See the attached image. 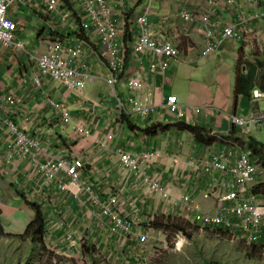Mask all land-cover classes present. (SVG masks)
I'll list each match as a JSON object with an SVG mask.
<instances>
[{
	"label": "crops",
	"instance_id": "obj_1",
	"mask_svg": "<svg viewBox=\"0 0 264 264\" xmlns=\"http://www.w3.org/2000/svg\"><path fill=\"white\" fill-rule=\"evenodd\" d=\"M144 1L131 16L132 22L143 8ZM182 1L154 0L152 21L157 27L161 26L175 36L183 54L181 53V58L172 62L165 72L161 69L151 71L145 66L147 73L145 72L144 92L175 93L181 105L199 106L203 108V112L188 119H179L165 110L158 111L154 117L148 119L128 118L130 121L123 122L124 129L121 134L115 93L105 81L108 69L103 52L95 37L83 34L84 37L80 39L75 35L79 33V27L74 26V22L76 23L79 17L69 16L66 23L58 24L59 17L55 16V19H52L45 14L38 1L28 7H14L12 15L19 22L21 37L28 33L35 35L34 46L25 45L29 54L40 55L55 38L69 46L83 40L85 42L83 61L91 66L98 79L89 86L84 95L72 96L57 82L42 77L44 95L41 91L32 90L31 78L37 70L29 62L28 56L11 49L0 50V84L7 85L11 91H16L26 106V113L33 115L32 126H29L31 132L50 142L52 155L60 154L68 148L75 156L85 157L80 193L74 196L67 191H51L47 204L41 202V194L38 192L39 180L24 189L21 187L31 176L25 162L17 163L12 168L10 176L12 179L0 172V227L4 234L2 239H5L0 264H24L25 260L29 261L27 264H42L40 245L23 238L34 218V211L24 204L21 196L29 203L41 206L45 214L44 243L47 250L55 256L51 262L58 258L90 262L92 257H95L92 251L86 252L81 249L82 247L69 252L63 242L67 231H72L78 238H85L87 246H92L96 242L99 245H112L109 250L120 255L122 253L126 261L137 260L144 255L143 252L136 253L137 246H140L137 239L123 245L119 236L110 233L108 225H105L104 219L98 215L97 208L90 202V194L84 190L88 185L105 196L119 194L123 201L122 210L125 217L132 216L134 211L137 212L139 219L135 222L134 229L137 235L147 236L148 230L157 231L150 226L156 217L190 221L180 203V199L185 195L191 196L197 205L196 212L217 214L218 196L210 200L204 199L213 183L199 170L190 167L188 160L193 156H205L214 152L213 148H218L221 144L214 143V146L199 144L191 131L181 129L177 123L184 121L213 132L229 133V137L236 138L242 134L231 127L230 116L247 117L256 110L264 111V107L262 109L259 105L262 101L254 103L251 96H239L235 104L239 60L247 57L252 62L256 58H264V21L256 22L252 19L257 7L250 5L247 0H239V8L236 10L228 7L217 9L213 19L226 24L237 22L235 12L244 14L247 20L244 39L223 41L217 30L214 37L217 41L218 37L220 39L219 48L202 57L200 52L207 42L203 24L199 23L192 27V31L189 29L186 32L185 24L176 21L181 19L179 13L184 7L192 8L199 14L210 6L205 2L200 6L201 0ZM137 4L131 9L138 6ZM112 5L118 8L113 1ZM131 9L127 7L126 12ZM26 11L29 13H25ZM181 39H184V45H181ZM125 41L127 44L124 42L123 52L130 72L116 86L117 94L122 97L130 95L127 79L134 75V70L140 65L132 53L130 41ZM49 99L57 101L61 110L69 111L70 118L63 120L59 110L50 106ZM243 104H246V113L243 111ZM22 116L23 113H16L13 119L21 122ZM78 126L90 129L92 135L88 138L79 136L76 133ZM152 126L157 128L150 130ZM232 130L235 131L234 135H231ZM110 135H113L111 141L108 140ZM3 143V136L0 135V145ZM117 148L134 153L157 151L159 156L150 162L148 174L165 186L169 198L166 200L156 193H151L149 186L142 179L122 170L115 152ZM216 176L220 181L223 180L220 174ZM18 178L20 186L13 185L12 181ZM191 215L192 213L188 214L192 219ZM181 233L183 232H179L178 235ZM36 250L37 257L34 256Z\"/></svg>",
	"mask_w": 264,
	"mask_h": 264
},
{
	"label": "built area",
	"instance_id": "obj_2",
	"mask_svg": "<svg viewBox=\"0 0 264 264\" xmlns=\"http://www.w3.org/2000/svg\"><path fill=\"white\" fill-rule=\"evenodd\" d=\"M36 1L49 17L52 19H55V16L59 17L58 24L66 23L69 16L76 17L70 9L80 5V11H76L79 18L76 23L74 22V26L79 27V33L83 32L85 36L95 37L103 52L108 69L105 81L115 93L120 134L124 129L125 118L148 119L154 117L158 111L165 110L179 119H188L203 112V108L199 106L181 105L175 93L144 92L147 73L145 66L151 71L161 69L165 72L172 62L178 61L182 56L175 36L168 33L165 28L157 27L152 21L154 0L144 1L143 8L135 15L130 28L123 21V13H126L127 7L131 9L143 0H0V50L11 49L28 56L29 62L37 70L31 78L32 90L41 91L45 95L42 90V77H47L63 86L70 95L82 96L98 79L91 66L83 61L85 46L83 40L69 46L59 38H55L48 43L46 50L40 55L27 52L20 35L19 22L13 17L12 11L14 7H28ZM112 1L118 5V8L112 5ZM207 1L213 9L208 8L205 12L196 14L191 8L184 7L179 13L186 23L203 24L207 42L200 52L202 57L219 48V37L223 41H243L247 27L244 14L239 12H235L237 22L226 24L213 19L217 9L239 8V0ZM247 1L257 7L252 19L256 22L264 21V6H262L264 0ZM217 30L220 35L218 41L214 37ZM126 35L131 39L132 53L135 54L136 61L140 65L134 70V75L127 79L130 95L122 97L117 94L116 86L130 72L123 52ZM252 100L254 103L264 100V92L259 89L254 90ZM49 104L59 110L63 120L70 118V112L61 110L57 101L49 99ZM25 108L23 100L16 91H11L7 85L0 84V135L4 139V143L0 145V172L10 177L12 168L17 163L25 162L33 177L30 176L21 187L24 189L39 180L38 192L41 194L42 204L49 202L51 191H67L77 196L81 191L85 157L75 156L68 148L60 154L52 155L50 142L33 134L29 129V126H32L33 115L26 113ZM16 113H23L21 122L13 119ZM230 125L234 130H239L242 136L263 131L264 111L256 110L247 117L232 115ZM76 133L84 138L92 135L91 130L84 126H78ZM210 133L212 138L217 140L216 143L221 145L213 148L215 143L212 146L215 151L205 156L190 157L188 164L206 175L213 183L209 192L204 195V199L210 200L218 196V212L215 215L196 212L197 205L189 195L183 196L180 203L184 207L186 217L202 230L223 231L231 234L234 240L246 245L257 244L264 237V203L260 202L253 185L262 164L253 157L246 143L240 138L229 137V133L221 134L213 131ZM112 139L113 135H110L108 140ZM115 152L118 154L122 170L135 178L142 179L149 186L151 193H156L166 200L169 198L165 186L148 174L150 162L159 156L157 151L131 153L117 148ZM217 174H220L223 180L220 181ZM12 182L13 185L20 186L19 178ZM84 190L90 194V202L94 208H97L98 215L104 219L105 225H108L110 233L119 236L123 245L133 239H137L140 246L147 244V236L137 235L134 230L135 222L139 219L137 212L134 211L132 216L125 217V212L122 210L123 201L119 194L105 196L95 191L91 185ZM190 213L192 219L188 216ZM181 235L183 233L179 234ZM63 242L69 252H74L87 243L85 238H78L72 231L65 233ZM92 245L99 247L97 242ZM177 245L178 248L183 246L180 242Z\"/></svg>",
	"mask_w": 264,
	"mask_h": 264
},
{
	"label": "rangeland",
	"instance_id": "obj_3",
	"mask_svg": "<svg viewBox=\"0 0 264 264\" xmlns=\"http://www.w3.org/2000/svg\"><path fill=\"white\" fill-rule=\"evenodd\" d=\"M188 1V0H183ZM182 1V2H183ZM67 2V1H66ZM205 2L207 5L212 6L209 4L207 0H201V4ZM66 5H68L66 3ZM132 13L130 14L128 11L123 13V21H125V25L127 27L132 24L131 16L137 12L140 3L137 4ZM184 5V4H183ZM191 5V4H189ZM198 5L197 10L200 9ZM80 5H76L74 8L70 10L74 12L75 16L76 11H80ZM192 9V8H191ZM28 10V8H27ZM196 14V10L192 9ZM19 11V10H17ZM18 13V12H17ZM25 13H29L26 11ZM30 15V14H29ZM28 15V16H29ZM131 18V19H130ZM175 19H178L174 16ZM170 20H173L170 18ZM174 21V20H173ZM178 23L185 24V31L193 30L192 23H186L182 21L180 18L176 21ZM180 25V24H179ZM181 28V26H179ZM34 39L35 35L33 34H26L22 36V42L24 45H32L34 46ZM125 40L131 39L126 35ZM124 42L126 43V41ZM182 40V39H181ZM127 44V43H126ZM221 44V43H220ZM181 45H184V39L181 41ZM180 47V46H179ZM181 49V48H180ZM182 53V50H180ZM183 54V53H182ZM259 60H264V58L259 57ZM250 62L247 57H243L238 62V71L240 70L242 64H246ZM253 62V60H252ZM95 75L96 73L93 72ZM258 85L264 86V69L258 71ZM256 90V89H255ZM260 90V89H259ZM254 91V90H253ZM264 92V91H262ZM252 97V94H251ZM261 108L264 107V100L259 104ZM246 104H243V111L246 113ZM256 133V134H255ZM251 135L236 137L240 138L242 141H246L247 138L252 136L257 141L264 144V130L255 132ZM109 137V136H108ZM241 142V141H240ZM123 151H128L134 153L129 150L123 149ZM117 154V153H116ZM118 155V154H117ZM254 189L258 194L260 202L264 203V166L260 167L258 178L254 183ZM188 232L190 235L183 234L181 236L178 233L174 232H167L165 230L157 229V231L148 230L147 233V247L145 246H137L138 252H143L144 255L142 258L137 260H129L123 259L122 253H117L115 251L109 250L112 245L107 244L99 245L97 248L96 246H87L89 252L92 251L95 257H92V260L86 261H76L75 259H66V258H58L55 259V262H51L48 254L44 255L45 259L42 261V264H264V237L262 240L253 245L241 243L237 240H234L231 234H224L221 231H214V230H202L196 223L191 221L190 226L188 228ZM0 236V254L4 251V244L5 239ZM149 241V242H148ZM178 242L183 244L182 247L178 248ZM82 245L81 249H83ZM33 248L37 249L35 246ZM111 251V253H110ZM111 254V255H110ZM35 257L38 256V250L35 251ZM33 256V257H34ZM29 263V261L25 260L24 264Z\"/></svg>",
	"mask_w": 264,
	"mask_h": 264
},
{
	"label": "trees",
	"instance_id": "obj_4",
	"mask_svg": "<svg viewBox=\"0 0 264 264\" xmlns=\"http://www.w3.org/2000/svg\"><path fill=\"white\" fill-rule=\"evenodd\" d=\"M79 23V20H78ZM80 39L83 38V32L75 33ZM242 59V58H241ZM241 68L237 73L236 88H235V104L239 96L250 97L253 90L260 89L264 91V86L258 85V71L264 69V60H259L256 58L253 62H248L246 64L240 65ZM244 70V71H243ZM123 121L129 122L130 119L125 118ZM177 125L181 129L191 131L197 143L203 145H213L217 142L216 139L212 138L211 131L209 129L203 128L199 125L189 124L184 121H180ZM157 126H152L150 130L156 129ZM235 131H231V135H234ZM246 146L252 152L254 158L260 161L264 166V144L254 139L252 136L247 138ZM24 199V204L30 207L34 211V218L27 227V230L23 238L30 239L33 243L40 245L41 249V261L45 258L44 255L48 254L50 261L54 258V254L47 250V247L44 243V234H45V214L43 213L41 206L37 203H29L24 196H21ZM190 221H186L180 218H171V217H156L150 224L154 229L165 230L167 232L179 233L183 232L186 235H190L188 228L190 226ZM223 232V231H221ZM224 234H228L223 232ZM2 228L0 227V236H3ZM84 251L88 252L89 249L87 246H83Z\"/></svg>",
	"mask_w": 264,
	"mask_h": 264
}]
</instances>
